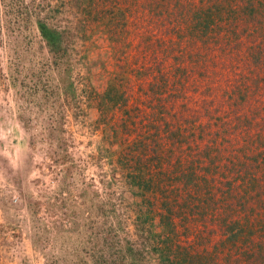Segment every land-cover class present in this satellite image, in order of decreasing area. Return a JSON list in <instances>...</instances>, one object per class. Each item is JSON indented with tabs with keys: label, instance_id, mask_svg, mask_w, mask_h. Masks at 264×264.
Here are the masks:
<instances>
[{
	"label": "trees",
	"instance_id": "16d2710c",
	"mask_svg": "<svg viewBox=\"0 0 264 264\" xmlns=\"http://www.w3.org/2000/svg\"><path fill=\"white\" fill-rule=\"evenodd\" d=\"M0 12L46 53L35 67L10 60L20 109L64 125L63 146L70 122L97 136L76 173L118 174L94 203L59 190L46 200L57 222L43 229L76 233L66 264H264V0H0ZM94 26L115 55L104 89L54 79L48 69L80 59Z\"/></svg>",
	"mask_w": 264,
	"mask_h": 264
},
{
	"label": "rangeland",
	"instance_id": "374dc122",
	"mask_svg": "<svg viewBox=\"0 0 264 264\" xmlns=\"http://www.w3.org/2000/svg\"><path fill=\"white\" fill-rule=\"evenodd\" d=\"M6 16L0 12V72L5 75L0 78V264H47L52 257L58 259L59 264H66L69 256L64 254V248L79 244L76 233L43 229L57 222L51 212L46 214V200L53 202L51 197L59 190L94 203L104 199L101 179L104 182L117 178L118 174L110 171L107 164L98 167L94 163L80 167V174L76 173V157L95 154L97 136L70 122L73 145L63 146L65 134L60 129L64 125L58 123L50 128L47 120L37 119L32 113L34 106L20 109L22 87L10 76L13 74L17 79L23 76L11 71L10 60L18 67L20 64L35 67L38 63L33 60L40 54L44 58L46 53L36 43L27 49L21 38L8 29L7 25L11 24L4 21ZM152 32L158 34L155 29ZM81 55L61 73L48 69L49 73L57 80L86 76L95 90H103L114 69L115 55L98 26L87 32ZM146 57L152 56L147 53ZM161 58L163 53L157 52L155 59ZM29 77L24 78L26 82ZM123 196L130 199L126 192ZM63 207L65 211L77 209L67 203L62 207L56 203L52 206L57 214ZM87 216L80 214L71 218L69 225L76 227L77 222ZM77 253L73 258L81 256Z\"/></svg>",
	"mask_w": 264,
	"mask_h": 264
}]
</instances>
